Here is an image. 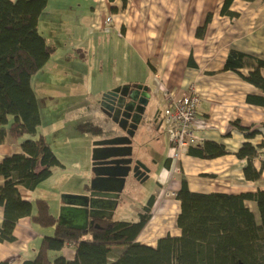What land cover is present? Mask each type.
I'll return each instance as SVG.
<instances>
[{"label": "crops", "instance_id": "1", "mask_svg": "<svg viewBox=\"0 0 264 264\" xmlns=\"http://www.w3.org/2000/svg\"><path fill=\"white\" fill-rule=\"evenodd\" d=\"M223 1L216 0L215 3L223 4ZM211 3V0H128L127 6L123 8L122 0H48V5L39 18V30L55 47L52 56L59 57L58 60L68 63L67 65L71 56L64 52H72L74 61L77 62V51L85 52L87 46L91 47L90 38L94 40L96 34L104 37L100 41L104 45L101 63L108 61L109 65L110 37L123 39L136 53L140 67L145 69L144 73H131L119 54L115 53L117 57L110 62L114 73L106 71L102 93L128 83L149 85L154 98V106L150 111L156 112L158 106L162 110L160 99L165 101L166 107L165 98L169 92L176 95L197 92L201 101L195 120L196 134L201 142L218 141L225 144L229 151L214 159L184 154L173 165L169 159L170 141L168 152L166 156L163 155L164 147L161 145L159 132L161 118L151 122L150 133L143 141L148 142L145 154L138 157H146L147 152L155 157L153 174L162 170L157 178L162 187L153 193L157 195L153 216L138 238L143 242L144 232L150 231L151 236L145 241L148 245H156L158 239L167 233L180 234L177 226L180 201L175 193L181 187L179 177L182 175L186 176L193 191L241 193L264 189V146L259 148L254 159V165L262 171L261 178L257 181L247 180L243 171L247 159L236 156L247 138L233 124L238 120L248 127L262 125V132L250 141L254 145L264 141V105H255L246 100L248 94L260 93V90L236 71L223 70L232 48L264 57V0H234L231 10L239 15L233 18L221 14L222 8L219 7L218 15L223 20L222 23L216 22L215 28L213 20L206 36L198 37L197 28L205 19L204 15L211 11L208 9ZM108 16L113 18L110 25L105 23ZM60 46H71L72 50L69 47L60 49L64 54H59L56 51ZM82 60H85V56ZM94 119L87 121L85 126L105 134L103 137L122 133V130L115 131L118 125L103 112ZM118 128L120 129L119 126ZM18 140L7 138L0 144V160L22 152L21 142ZM152 150L157 153L151 152ZM167 182L168 185L165 186ZM36 189L37 187L34 190L20 188L21 195L31 200L34 208L35 200L41 198L36 197ZM124 190L119 204L125 199ZM249 202L251 201L247 204ZM3 218L4 211L0 206V226ZM40 228L43 227L29 216L21 218L16 225L18 239L14 242H0V260L15 264L24 259H33L45 234ZM65 252L69 258H73L75 253L71 247H67Z\"/></svg>", "mask_w": 264, "mask_h": 264}, {"label": "trees", "instance_id": "2", "mask_svg": "<svg viewBox=\"0 0 264 264\" xmlns=\"http://www.w3.org/2000/svg\"><path fill=\"white\" fill-rule=\"evenodd\" d=\"M127 2L122 0L123 8ZM233 2L224 0L221 14L238 16L231 10ZM47 5L48 0H0V144L7 138L36 135L41 124L31 79L55 51L38 28ZM211 19L208 14L197 28L198 37L206 36ZM263 69L264 57L235 48L230 50L223 67L236 71L260 90L246 97L255 105H264ZM233 124L247 138L236 152L238 158L247 159L244 176L257 181L262 171L254 165V159L264 141L254 145L250 140L262 132V125L248 127L238 120ZM21 147L22 152L0 160V206L4 211L0 242L16 241V225L26 216L42 227H54V233L43 235L33 259L15 264H264V189L241 193L193 191L182 175L176 192L180 201V234L167 233L152 246L138 238L153 216L156 194L142 204L137 220H101L99 228L92 226L85 231L66 228L58 224L46 199H36L35 209L33 202L20 192L21 187H38L54 166L62 164L60 159L42 134L22 140ZM228 153L225 144L205 140L191 145L187 154L214 159ZM248 201L255 203L258 214ZM67 247L74 250L73 258L66 255ZM0 264L14 263L0 260Z\"/></svg>", "mask_w": 264, "mask_h": 264}, {"label": "rangeland", "instance_id": "3", "mask_svg": "<svg viewBox=\"0 0 264 264\" xmlns=\"http://www.w3.org/2000/svg\"><path fill=\"white\" fill-rule=\"evenodd\" d=\"M211 2L208 5V9L210 8L211 11H208L204 15H212L211 22L208 24L206 31L209 30L213 20H215L213 24L215 28L216 22L222 23L223 21L218 15L219 7L222 8L223 4L215 3L216 0H211ZM216 4L218 7H216ZM101 38L103 39L104 37L100 34H96L94 40L90 38L91 47L87 46L85 52L77 51V58L75 59L77 62L74 61L72 52H64L71 56L69 65L58 60L59 57L52 56L50 63L35 72L31 79L38 98L42 121L36 135L28 134L23 137L20 136L21 138L19 137L18 141L21 142L30 137L37 138L42 134L50 142L53 151L60 159L62 164L54 166L51 175L38 185L36 189V197H44L49 202L52 213L57 217H59L60 208L63 203L62 194L87 192L86 185L90 184L93 178L91 177L93 173V142L97 139L105 138L103 137L105 134L95 129H90L85 124L87 121L95 120L94 118L99 113H102L99 107V99L102 95V90L105 88L104 78L106 71L111 70L110 74L114 73L110 62L119 54V58L121 61H124L126 69L131 73L141 74L145 70L143 67H140L139 59L133 49L117 36L110 37L112 40L109 65L108 61L102 64L104 45L100 42ZM68 47L72 50L71 46ZM68 47L60 46L56 52L64 54L60 49H67ZM84 56L85 60H82ZM135 65L137 66L135 67ZM169 93L176 95L173 92ZM164 107L165 101L160 99L162 113ZM167 125V120H164L161 122L159 128L161 145L164 147L163 155L165 156L169 148V138L166 133ZM83 127H87L88 129H83ZM115 129L117 132L121 131L118 126ZM109 135H112V133ZM145 139L146 134L139 129L133 138L134 156L137 157L145 154V148L141 145ZM161 173L162 170L160 169L159 172L150 175L144 182L136 180L131 175L128 176L124 190L125 199H122L116 208L112 219L127 221L139 219L142 204L147 202L151 194L158 192L162 187H160L157 181ZM167 185L168 182L165 186ZM169 191L172 192V189H169ZM248 206L258 214L254 202H249ZM40 229L45 234L53 235L54 233V227L52 226ZM149 236H151L150 231H145L142 237L143 243H146L145 241L149 239Z\"/></svg>", "mask_w": 264, "mask_h": 264}, {"label": "water", "instance_id": "4", "mask_svg": "<svg viewBox=\"0 0 264 264\" xmlns=\"http://www.w3.org/2000/svg\"><path fill=\"white\" fill-rule=\"evenodd\" d=\"M102 107L108 117L125 134L97 139L93 142V178L87 192L62 194L58 224L85 231L99 228L101 220H111L118 207L126 180L131 171L141 182L150 176L141 160L134 167L132 138L146 112L154 106L149 85L124 84L103 93ZM161 114L160 109H155Z\"/></svg>", "mask_w": 264, "mask_h": 264}, {"label": "built area", "instance_id": "5", "mask_svg": "<svg viewBox=\"0 0 264 264\" xmlns=\"http://www.w3.org/2000/svg\"><path fill=\"white\" fill-rule=\"evenodd\" d=\"M112 16L105 20L111 24ZM167 105L164 109V119L167 120L166 133L170 141L169 159L175 164L184 154L188 153L191 145L201 142L195 132L197 108L200 95L197 92H184L180 95L166 94Z\"/></svg>", "mask_w": 264, "mask_h": 264}, {"label": "flooded vegetation", "instance_id": "6", "mask_svg": "<svg viewBox=\"0 0 264 264\" xmlns=\"http://www.w3.org/2000/svg\"><path fill=\"white\" fill-rule=\"evenodd\" d=\"M124 85V84H123ZM118 86H122V85H118ZM106 92V91H105ZM105 92H103V93H105ZM103 93H102V95H101V97H100V99H99V107H100V109H101V111L104 113V114H106L105 112H104V110H103V107H102V102H103ZM158 108H159V106H158ZM110 118V117H109ZM159 118H161L160 120H161V122H163L165 119H164V115H163V113H161V114H159V113H157V112H153V111H148V112H146L145 113V115L143 116V119H142V121H141V123L139 124V127H138V129L136 130V132H135V135H136V133L138 132V130L140 129L141 130V132H144L146 135H148L149 133H150V130H151V127H150V125L152 124L151 122H154V121H157V119H159ZM122 130V129H121ZM105 131V129H103V132ZM123 134H125V132L122 130V133L120 134V135H123ZM134 135V136H135ZM134 138V137H133ZM133 138H132V144H133ZM148 143V142H147ZM147 143L146 142H142L141 143V145H142V147H144L145 148V146H147ZM133 146V145H132ZM151 152H156L157 153V151H154V150H152ZM154 156H152L150 153H148L147 152V156L146 157H142V158H140V157H136V156H134L133 155V162H132V167H134L135 166V164H136V161L137 160H141L147 167H149L150 168V175H152L153 173H154V169H153V166L156 164V159H155V157L153 158ZM148 159V160H147ZM150 160V162H147V161H149ZM166 161H167V159H166ZM130 175L131 176H133L136 180H138L137 179V177H135L134 176V174H133V171H131V173H130ZM150 177V176H149ZM128 179V178H127ZM138 181H140V180H138Z\"/></svg>", "mask_w": 264, "mask_h": 264}, {"label": "clouds", "instance_id": "7", "mask_svg": "<svg viewBox=\"0 0 264 264\" xmlns=\"http://www.w3.org/2000/svg\"><path fill=\"white\" fill-rule=\"evenodd\" d=\"M164 112V111H163ZM164 115V114H163Z\"/></svg>", "mask_w": 264, "mask_h": 264}]
</instances>
